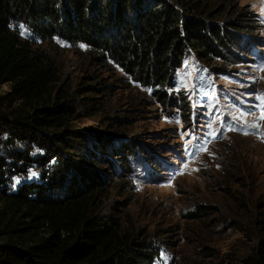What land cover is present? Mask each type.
<instances>
[{
  "label": "trees",
  "instance_id": "obj_1",
  "mask_svg": "<svg viewBox=\"0 0 264 264\" xmlns=\"http://www.w3.org/2000/svg\"><path fill=\"white\" fill-rule=\"evenodd\" d=\"M247 11L232 0H0V84L9 86L0 94V264H154L160 256L147 235L123 234L99 215L111 188L106 166L133 150L73 125L77 105L109 86L95 76L77 93L59 88V70L22 39L20 26L44 43L90 47L101 68L111 61L129 86L147 91L136 100L141 107L154 101L185 119L191 109L174 91L177 72L187 56L214 71L215 61L247 59ZM110 121L124 138L126 119ZM35 168L38 180L13 189ZM238 263L264 264V236Z\"/></svg>",
  "mask_w": 264,
  "mask_h": 264
},
{
  "label": "rangeland",
  "instance_id": "obj_2",
  "mask_svg": "<svg viewBox=\"0 0 264 264\" xmlns=\"http://www.w3.org/2000/svg\"><path fill=\"white\" fill-rule=\"evenodd\" d=\"M232 1L253 14V38L242 36L249 55L215 61L216 71L187 56L174 85L190 104L185 119L154 101L141 107L136 100L147 91L129 86L111 61L101 68L90 47L44 43L19 28L57 67L59 88L77 93L95 76L109 86L104 97L77 105L73 127L132 148L126 162L113 157L106 166L111 188L99 215L115 219L123 234L147 235L159 248L154 264H239L264 236V101L257 99L264 97V0ZM8 91L0 84V94ZM113 119H126L124 138L116 139ZM38 171L15 179L13 189L38 180Z\"/></svg>",
  "mask_w": 264,
  "mask_h": 264
},
{
  "label": "snow or ice",
  "instance_id": "obj_3",
  "mask_svg": "<svg viewBox=\"0 0 264 264\" xmlns=\"http://www.w3.org/2000/svg\"><path fill=\"white\" fill-rule=\"evenodd\" d=\"M257 99L264 101V97H257ZM261 118H264V116H262ZM209 127H211V125H209ZM199 150H200V147L197 146V151H199ZM190 155H191V153H190Z\"/></svg>",
  "mask_w": 264,
  "mask_h": 264
}]
</instances>
